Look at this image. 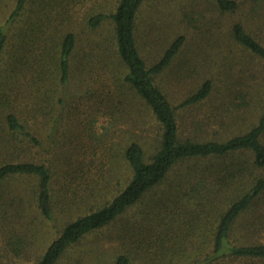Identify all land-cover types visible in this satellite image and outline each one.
Returning <instances> with one entry per match:
<instances>
[{"label": "trees", "instance_id": "obj_1", "mask_svg": "<svg viewBox=\"0 0 264 264\" xmlns=\"http://www.w3.org/2000/svg\"><path fill=\"white\" fill-rule=\"evenodd\" d=\"M83 1L14 0L0 22L2 254H11L5 247L13 242V253L35 249L43 237L36 236L42 224L47 238L33 264H58L85 236L121 221L120 239L138 240L143 250L137 255L132 246H123L112 264H217L227 259L264 263V243L251 240L264 229V39L241 21L229 26L231 40L249 63L243 61L244 79L228 98L232 111L246 112L257 100L256 118L242 125L247 117L226 123L206 117L184 136L177 111L206 100L215 84L205 79L177 105L160 86L159 77L181 52L183 36L148 64L138 47L136 22L152 0H115L108 12L94 2L100 10L85 15L84 29L97 32L107 20L113 27L111 43L103 42L106 55L98 57L92 53L93 43L82 46L68 13ZM212 2L221 15L239 10L237 0ZM83 75L85 88L73 89V81ZM220 89L233 93L227 81ZM73 114L83 141L68 147L70 142L57 140L65 131L66 116ZM148 116L157 124L154 150L147 151L129 128L124 142L115 138L103 149L112 167L100 172L101 163L92 158L102 143L96 139L111 129L120 131L118 122L127 124L132 118L137 126ZM100 117L102 133L95 130ZM94 141L96 147L91 146ZM56 145L65 151L62 160L56 153L52 157ZM241 154H250V159ZM188 161L207 164L191 165L184 173L182 165ZM54 180L63 184L59 198ZM6 184L11 190H2ZM29 195L32 215L26 218L21 211ZM57 209L69 218L61 227ZM177 231L191 235L171 240ZM138 258L143 261L136 262Z\"/></svg>", "mask_w": 264, "mask_h": 264}, {"label": "rangeland", "instance_id": "obj_2", "mask_svg": "<svg viewBox=\"0 0 264 264\" xmlns=\"http://www.w3.org/2000/svg\"><path fill=\"white\" fill-rule=\"evenodd\" d=\"M237 1L239 3V10L236 14L221 15L214 9L215 5L212 0H152L142 8L138 16L136 22L138 47L142 55L147 58L148 64L157 61L164 49H166L170 42L176 37L183 36L184 38L181 52L176 56L170 68L158 79L160 86L170 97L173 104H179L181 100L194 91L205 79H214L215 86L213 87L210 97L189 109L177 111L178 120L181 124V131L184 136L188 135V131H190L189 129L193 127L194 123L201 122L206 117H213L214 120L217 117L220 122L224 123H226L227 120H235L237 117L239 121L247 117L241 123L243 125L253 118H256L258 115L260 104L257 100H254V105L249 109V112H246L247 110L232 111L234 108L230 104L229 98L234 96L238 91L240 81L244 79L241 74V70L245 66L243 61L245 62L246 60L249 63V60L246 53L231 40L229 26L236 20L241 21L251 32L257 33L264 39V0ZM94 2L102 5L106 12L116 3L115 0H84L83 3L71 7L68 13L70 14L69 16H71L72 25L79 32L82 46L88 43L92 45L93 43L92 53L99 57L106 55L104 50L105 43L103 42L107 41L111 43L113 27L107 20L97 32L90 33L88 30L86 31L84 29L83 19L85 15L90 13L93 9L100 10V8H94L98 7ZM13 3L14 0H0V22H2L4 20L3 18L10 12ZM101 35L104 38L98 39ZM96 60L97 59H95V62ZM74 61L76 64L79 62L77 59ZM223 74H225V76ZM75 77L76 76H74V78ZM221 78L231 85L233 93L225 94L221 91L220 88L223 83V81L221 83ZM85 79L84 75L77 76L72 83V88H79V86L85 88ZM88 86L91 85L88 84ZM258 97L259 96H256L255 98ZM73 105H75V102H73L71 106ZM133 107L140 110L139 108L142 106L137 105L139 108ZM76 116L77 115L74 114L69 117L66 116L64 122L65 131L61 134L60 138H58L57 142L60 140L68 141L70 142V145H67L69 147L71 146V142H74V145L78 146L80 145V140L83 141L81 135L83 132H80L82 129L79 124H76ZM142 118L144 122L141 120L137 126L135 120L132 118H128L127 124L124 123L121 125V123L118 122L117 129H120V131L111 129L108 131L105 138L101 139L102 137L100 136L96 139V141L102 142L101 144L98 142L97 147L95 141L91 144V146L96 147L95 149L98 155L96 154L95 157L92 158L101 163L100 172L112 167V164L108 161L110 158L103 149H106V147L110 145V140H114L115 138H117V140L119 139L121 143L124 142L125 134L128 133L129 128L131 135L142 138V142L147 151L154 150L156 141L154 135L157 131V124L154 122V119H152V116H148V120L145 117ZM102 121H104V118L100 117L97 122L98 127L95 129L100 133H102V131L99 124H101ZM219 121H217V123ZM223 130L224 133H228L226 128ZM94 136L97 137L96 133H94ZM55 153L57 157H60L59 160H62V157L66 155L65 151L60 149L59 145L54 146L52 157H55ZM80 155L81 153L79 154L76 152L74 156L80 157ZM241 157L249 160L250 154H241ZM41 158L45 159L46 157L43 156ZM238 158H240V156H238ZM205 164H207L206 161L196 162V164L188 161L182 165V169L184 173H186L191 165L202 167V165ZM116 165L118 164H115V167ZM118 166L120 168V165ZM120 170L119 174H121V172L123 173V168H120ZM58 182L54 180L52 183L54 190L58 191L56 192L57 198L63 193V184L59 185ZM60 189L61 191H59ZM2 190H11V186L6 184ZM24 201L27 203L21 211V216L27 218L32 215L29 213V209L32 206V196L29 195L28 198L25 197ZM28 202L31 205H28ZM56 212L58 224L59 227H61L69 218L66 212L60 211L59 209H57ZM262 213L264 221V211ZM257 226L261 225L257 223ZM260 228V233H256L251 239L254 240L253 242L264 243V229L262 227ZM42 229L43 226L41 224L37 232L39 235L36 236L43 237H39L35 249L30 251L22 249L13 253L10 249L12 245L15 246L13 242L10 247H5L7 251L11 252L9 256L2 254L1 251L3 250H0V264H33L34 260L39 256L38 254L41 249L40 245H43L45 238H47L46 234H42ZM120 230H124V223L121 221L107 229L99 230L85 236L65 253L58 264H112L116 252L122 249L123 246H132L136 253L137 250H143V248L138 249L142 244L140 241L138 242V240H131L126 237H123L121 240L120 236L122 234L119 233ZM190 235L191 233L187 231L183 235L180 231H177L173 233L171 240L182 239ZM50 237L51 236L48 235V239ZM1 241L0 234V246L2 245ZM10 256L11 258L9 260L5 259ZM142 261L143 260L139 258L136 260V262L139 263ZM217 264L264 263L252 260L227 259L221 260L217 262Z\"/></svg>", "mask_w": 264, "mask_h": 264}]
</instances>
